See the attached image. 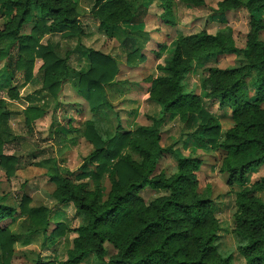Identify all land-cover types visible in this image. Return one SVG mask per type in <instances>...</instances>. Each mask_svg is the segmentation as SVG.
I'll return each mask as SVG.
<instances>
[{
  "label": "rangeland",
  "instance_id": "374dc122",
  "mask_svg": "<svg viewBox=\"0 0 264 264\" xmlns=\"http://www.w3.org/2000/svg\"><path fill=\"white\" fill-rule=\"evenodd\" d=\"M32 1L35 3V0ZM96 1L39 0L38 3L44 5L42 9L30 3V11L20 28L21 35L30 33V26L39 16L40 10L48 12V5L58 2L70 10L68 16L75 19L76 30L45 32L39 37L31 54L33 62L29 79H26L23 64L18 65V45H14L7 57L0 60V162L5 158L13 159V171L6 172L0 166V204L14 210L11 220L0 222V229L7 230L4 234L11 241L6 243L4 253L0 251V264H64L70 254L76 255L81 250V246L74 243L78 238L75 229L84 224L78 216L77 205L74 202L57 204L52 196L56 186L47 177L46 170L37 165L39 162L53 159L60 175L74 186L85 202L100 207L112 200L118 175L107 172L97 177L93 175L97 172L95 166L86 163V158L94 151L93 143L86 137L92 133L87 127L88 121L93 122L90 127L101 138L115 133L126 134L137 126H150L158 121L162 147L172 146L180 158L200 161L193 173L192 183L183 186L180 198L187 202L195 199L209 202L212 217L209 230L215 227L213 245L218 253L231 255L232 264H245L237 251L234 235L235 217L239 210L237 194L264 176V165L251 168L241 186L230 184L227 173L221 171L224 157L221 150L198 145L192 137L196 125L192 129L187 128L185 117L181 118L176 112L162 114L160 108L148 99L155 88V80L162 75L157 68L171 54L180 35L201 31L215 35L229 30L234 47L242 49L251 30L250 16L264 25V11L240 7L220 13L218 4L223 0H204V5L197 8L187 7L180 0H132L133 7L140 4L149 7L141 18L142 22L132 25L129 21H121L115 30L104 31L94 18ZM121 7L119 3L110 6V9ZM21 14L22 9L12 3L4 1L0 4V32L9 26L13 27ZM123 30H141L147 34L148 41L143 44L144 62L126 65L122 49L126 37ZM259 36L264 41V28L260 30ZM48 43L53 48L52 54L57 53L73 70L83 73L91 68L89 50L113 58L116 72L111 76V82L102 83L100 89L94 88L95 93L100 92L104 99L100 100L101 109L93 112L90 101L74 89L70 81L66 80L59 87H54L53 92L48 90L50 83L45 85L44 80L46 60L39 57L42 54L40 47H46ZM156 52H160L158 57H155ZM243 63L242 58L215 54L192 61L185 79L186 91L196 96L199 108L209 116L216 117L222 132L231 128L233 123L230 112L219 110L218 101L210 97V87L216 82L208 70H220ZM247 88L252 99L254 91L250 82ZM260 108L264 109V103ZM123 154L136 165L141 162L139 155L129 147L125 148ZM177 168L176 159L164 154L151 176L163 173L168 178ZM23 194L29 199V209H42L48 213L49 223L45 232L27 235L22 224L25 216L21 215L18 208ZM133 195V207L138 214H142L152 202L170 194L146 187ZM253 197L264 203V190L254 193ZM59 226L62 227L63 236L56 237L54 232ZM3 238L6 239L5 236ZM159 238L154 237L151 241L156 243ZM103 249L106 261L117 253L108 242L103 244ZM77 264H99V256L89 253Z\"/></svg>",
  "mask_w": 264,
  "mask_h": 264
},
{
  "label": "trees",
  "instance_id": "16d2710c",
  "mask_svg": "<svg viewBox=\"0 0 264 264\" xmlns=\"http://www.w3.org/2000/svg\"><path fill=\"white\" fill-rule=\"evenodd\" d=\"M12 3L21 8L19 21L7 30L0 32V60L7 57L14 45H18V65L26 69L29 79L30 66L33 62V46L43 33H63L75 31V19L68 16V8L58 4L48 5V12L40 10L39 16L30 26L28 35H21L20 28L29 13L32 0H0V4ZM134 1V0H133ZM132 0H97L93 10L94 18L104 31L115 30L118 22L129 21L132 25L142 22L148 11L145 4L133 7ZM187 7L197 8L204 5V0H180ZM35 3L39 9L42 4ZM122 4L120 9L110 6ZM47 7V6H46ZM220 13L245 7L247 10L264 11V0H223L218 4ZM124 10V12H123ZM51 16V18H49ZM60 17L58 20L57 18ZM250 33L246 37L245 47L237 49L230 37V31H220L215 35L201 31L191 35H180L174 44L171 54L157 68L162 74L155 80V88L149 95V101L156 104L162 114L176 112L185 117L186 127L196 130L192 134L195 142L203 148L220 149L224 154L221 171L229 176V183L241 186L247 172L254 167L264 165V41L259 32L264 25L250 16ZM50 19L51 22H48ZM122 44L127 66H134L146 60L144 47L147 34L144 31L128 32ZM45 59V85L50 92L64 81H70L73 88L90 101L93 112L101 109L100 100H104L95 89L102 83H110L111 76L116 72L114 60L110 56L88 51L91 68L88 72L75 71L57 53H53L50 43L40 47ZM52 52V53H51ZM160 52L155 53V57ZM215 54L242 58L244 63L239 66L208 70L213 74L216 84L210 87V97L217 100L218 109L230 112L232 127L222 132L216 117L199 108L196 96L186 91L185 79L190 72V64L194 60L206 59ZM36 83L37 80H34ZM250 82L254 91L249 98L247 88ZM94 90V91H93ZM93 91V92H92ZM104 103V102H102ZM199 121V122H198ZM92 121L87 127L92 133L87 138L94 145V151L86 158V163L94 165L99 177L102 173L117 174L119 180L114 182V196L103 206L85 202L77 194L74 186L60 173L53 159L44 160L37 165L46 170L49 180L56 186L53 198L57 204L74 202L78 216L84 224L75 229L77 239L74 243L81 250L69 258L64 264H77L87 254L99 256V264H232L231 255L218 253L213 245L215 227H212L211 209L208 201L195 199L185 201L180 198L183 186L192 183L193 173L198 169L197 159L180 158L172 146L162 147L158 121L150 126H137L126 134L115 133L101 138ZM199 123V124H198ZM27 124H29L27 120ZM199 132L201 133L199 135ZM137 153L141 162L136 165L124 157L125 148ZM164 154L172 155L178 164L177 171L166 178L162 173L152 177V171ZM13 159L5 158L0 162L6 172L13 171ZM168 191L169 196L152 202L144 213L138 214L133 207L134 195L143 188ZM264 190V176L251 187L242 188L237 194L239 208L235 217L234 235L237 251L244 258L245 264H264V203L253 197L254 193ZM29 199L23 194L18 208L25 216L23 228L28 236L45 232L48 226V213L40 209H29ZM208 206V209H207ZM14 210L0 204V222L11 220ZM136 213V214H135ZM130 230V231H128ZM0 229V251L4 253L10 238ZM6 237L4 239L3 237ZM54 236H63L59 226ZM155 243L151 241L159 237ZM105 242L110 243L117 253L105 260L103 249ZM1 264H6L2 262ZM37 264H50L38 262Z\"/></svg>",
  "mask_w": 264,
  "mask_h": 264
}]
</instances>
